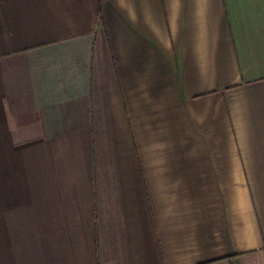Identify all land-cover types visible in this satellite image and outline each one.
I'll use <instances>...</instances> for the list:
<instances>
[{
    "label": "crops",
    "instance_id": "0c3cea01",
    "mask_svg": "<svg viewBox=\"0 0 264 264\" xmlns=\"http://www.w3.org/2000/svg\"><path fill=\"white\" fill-rule=\"evenodd\" d=\"M0 264H264V0H0Z\"/></svg>",
    "mask_w": 264,
    "mask_h": 264
}]
</instances>
